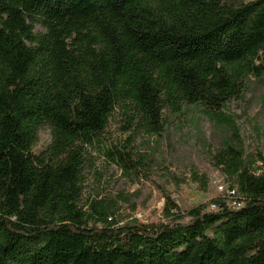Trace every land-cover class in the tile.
<instances>
[{
  "label": "trees",
  "instance_id": "16d2710c",
  "mask_svg": "<svg viewBox=\"0 0 264 264\" xmlns=\"http://www.w3.org/2000/svg\"><path fill=\"white\" fill-rule=\"evenodd\" d=\"M259 86L264 0H0V264H264V151L246 153L223 112ZM190 105L237 138L214 156L234 199L165 193L156 222L119 223L112 199L80 206L86 148L116 107L127 131L157 134L166 106ZM100 150L149 170L128 141Z\"/></svg>",
  "mask_w": 264,
  "mask_h": 264
},
{
  "label": "rangeland",
  "instance_id": "374dc122",
  "mask_svg": "<svg viewBox=\"0 0 264 264\" xmlns=\"http://www.w3.org/2000/svg\"><path fill=\"white\" fill-rule=\"evenodd\" d=\"M34 31L43 32L40 21ZM223 112L235 121L246 153L255 148L264 151V87H250L243 98L228 102ZM162 130L148 134L140 127L126 130V114L121 107L112 112L102 136L86 148L81 170L80 206L90 200L112 199L119 223L164 220L163 194L170 195L182 206L205 203L220 194L229 181L216 167L215 153L224 142L236 141L230 126L210 119L199 106L190 105L174 111H162ZM130 135V138L128 136ZM51 141L50 131L43 127L35 146L41 152ZM128 141L134 154L148 158L149 170L141 177L123 171L101 152V146L123 145ZM100 146V147H99ZM206 175L207 181L194 182L193 176Z\"/></svg>",
  "mask_w": 264,
  "mask_h": 264
},
{
  "label": "built area",
  "instance_id": "2783aa9c",
  "mask_svg": "<svg viewBox=\"0 0 264 264\" xmlns=\"http://www.w3.org/2000/svg\"><path fill=\"white\" fill-rule=\"evenodd\" d=\"M256 165L259 167H262V169H259L258 172H261V170H264V163L262 161H257ZM221 191L220 193H226L229 197V199H234L235 196V189H229L228 187H224L223 185H221L220 187ZM232 205L236 206V207H240L241 203L236 202L235 200L232 201ZM214 207V204L211 205V208Z\"/></svg>",
  "mask_w": 264,
  "mask_h": 264
}]
</instances>
